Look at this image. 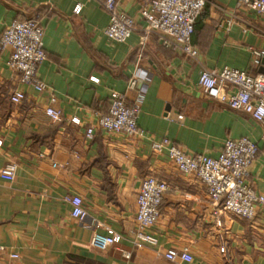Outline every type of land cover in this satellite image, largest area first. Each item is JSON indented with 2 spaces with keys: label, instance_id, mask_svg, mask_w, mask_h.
I'll use <instances>...</instances> for the list:
<instances>
[{
  "label": "crops",
  "instance_id": "0c3cea01",
  "mask_svg": "<svg viewBox=\"0 0 264 264\" xmlns=\"http://www.w3.org/2000/svg\"><path fill=\"white\" fill-rule=\"evenodd\" d=\"M116 1L135 23L123 43L104 35L108 14L96 1L0 0V35L15 20L40 22L46 59L37 73L48 88L37 93L21 85L6 65L9 52L0 53V170L16 165L12 182L0 179V264H264V208L253 220L225 213L217 228L207 189L151 149L166 138L187 154L217 158L225 140L247 138L258 148L247 183L264 195V126L210 99L198 85L202 70L264 72V57L256 65L254 54L264 52V15L235 0H205L191 37L192 59L162 47L154 35L141 44V11L151 0ZM15 91L25 96L19 104L10 102ZM112 92L127 104L140 100L143 137L96 126ZM50 96L61 112L58 123L45 114ZM148 176L168 190L156 224L146 230L157 245L136 248L135 200ZM67 196L82 200L84 221L71 216ZM107 230L121 241L96 250L94 234ZM169 249L186 251L193 261H168L163 253Z\"/></svg>",
  "mask_w": 264,
  "mask_h": 264
},
{
  "label": "built area",
  "instance_id": "2783aa9c",
  "mask_svg": "<svg viewBox=\"0 0 264 264\" xmlns=\"http://www.w3.org/2000/svg\"><path fill=\"white\" fill-rule=\"evenodd\" d=\"M96 1L108 14V24L104 35L110 41L125 42L135 31L132 18L118 9L116 0H86ZM238 6H244L257 16L264 15V0H235ZM205 6V0H151L141 11L145 22L141 44L154 35L162 47L177 50L192 59L197 52L191 44L194 25ZM82 6L76 5L73 14L79 15ZM43 28L37 18L13 21L0 35V53L9 52L7 67L18 75V81L23 86L33 87L37 93L48 91L47 86L37 73L38 67L46 59L43 49ZM255 64L259 65L264 52H254ZM97 81L96 78H92ZM136 85L132 79L129 88ZM198 85L212 100L223 103L235 112L248 115L256 123L264 126V73L249 76L244 72L223 68L222 70H202L198 77ZM25 96L21 91H15L10 96V102L19 104ZM55 98L50 96V105L45 108V114L54 123L61 121V112L52 108ZM140 100L127 104L124 96L112 92L109 98L108 112L97 118L96 126L107 133H120L128 136H144L138 130L137 116L140 113ZM70 123L79 124L77 118H71ZM87 138H92L93 127L86 131ZM151 149L156 154L165 153L173 162L178 172L195 177L206 189L213 207L212 216L215 226L221 227L220 217L230 214L237 219L253 220L257 210L264 208V195L254 192L248 185L249 169L254 163L258 148L247 138L227 139L217 158L199 154H187L180 147L164 138L154 142ZM16 165L8 163L0 170V179L12 182L15 178ZM168 185L152 176L141 182L136 196L135 221L140 231L133 245L136 248L154 247L157 239L146 230L152 228L159 216L160 205ZM64 201L71 205V216L84 221L87 214L83 202L78 196H67ZM98 225L95 224V228ZM121 236L112 230L106 234L95 233L91 245L99 251L118 244ZM2 248L0 246V252ZM224 252V248H220ZM163 257L171 262L191 263L193 261L186 251L169 249ZM11 259H17V254H11Z\"/></svg>",
  "mask_w": 264,
  "mask_h": 264
},
{
  "label": "trees",
  "instance_id": "16d2710c",
  "mask_svg": "<svg viewBox=\"0 0 264 264\" xmlns=\"http://www.w3.org/2000/svg\"><path fill=\"white\" fill-rule=\"evenodd\" d=\"M200 17V16H199Z\"/></svg>",
  "mask_w": 264,
  "mask_h": 264
},
{
  "label": "water",
  "instance_id": "95a60500",
  "mask_svg": "<svg viewBox=\"0 0 264 264\" xmlns=\"http://www.w3.org/2000/svg\"><path fill=\"white\" fill-rule=\"evenodd\" d=\"M264 73V72H263Z\"/></svg>",
  "mask_w": 264,
  "mask_h": 264
}]
</instances>
